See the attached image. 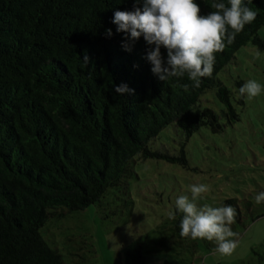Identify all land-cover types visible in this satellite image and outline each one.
<instances>
[{
    "label": "trees",
    "instance_id": "obj_1",
    "mask_svg": "<svg viewBox=\"0 0 264 264\" xmlns=\"http://www.w3.org/2000/svg\"><path fill=\"white\" fill-rule=\"evenodd\" d=\"M194 2L201 16L215 11L214 2L230 6L228 0ZM134 5L142 8L143 0H0V264H67L40 233L51 217L93 204L106 210L105 217L119 215L125 222L137 160L186 165L183 144L177 154L149 147L163 128L177 126L185 140L202 126L221 129L218 114L200 102L206 89H214L227 122L238 119L217 73L247 42L264 51L257 34L264 0L248 5L256 19L216 53L212 77L201 78L199 88L187 76L160 81L146 59L154 45L143 35L130 52L122 48L125 33L111 21L115 11L131 12ZM161 54L166 59L163 46ZM122 83L133 93L118 96L114 87ZM234 83L238 90L244 85L241 79ZM227 205L237 212L235 232L245 225L242 211L235 198L215 207ZM176 217L155 225L153 251L164 255L161 264H189L198 250L216 248L215 241L182 238V214ZM130 263L144 264L139 249Z\"/></svg>",
    "mask_w": 264,
    "mask_h": 264
},
{
    "label": "rangeland",
    "instance_id": "obj_2",
    "mask_svg": "<svg viewBox=\"0 0 264 264\" xmlns=\"http://www.w3.org/2000/svg\"><path fill=\"white\" fill-rule=\"evenodd\" d=\"M257 34L264 39V26ZM217 78L229 89L238 119L226 121L221 113L224 105L209 88L200 102L218 114L220 130L202 126L185 140L177 126L163 128L149 147L177 154L183 144L186 165L161 158L137 160V177L128 180L133 208L124 215L125 222L119 215L105 217L104 208L90 204L44 223L41 235L67 264H131L136 249L144 264H161L164 255L153 251L159 237L155 225L167 219L179 196L191 198V185L201 183L210 185V191L196 201L198 207H215L225 198H235L245 225L234 229L239 234L234 238L238 246L231 255H221L216 248L198 250L189 264H264V202H255V196L264 192V90L252 99L245 94L240 102L234 83L256 80L264 89V51L247 42L218 71Z\"/></svg>",
    "mask_w": 264,
    "mask_h": 264
},
{
    "label": "clouds",
    "instance_id": "obj_3",
    "mask_svg": "<svg viewBox=\"0 0 264 264\" xmlns=\"http://www.w3.org/2000/svg\"><path fill=\"white\" fill-rule=\"evenodd\" d=\"M139 2V0H137ZM252 0H228L230 6L223 2H214L215 11L206 16L200 15V7L194 0H143V7L129 11H115L112 23L117 33H125L122 48L130 52L132 44L143 35L148 45H154L146 55L151 63V72L160 80H177L187 76L193 88L201 86V78H211L216 63V53L225 50L235 42L245 25L251 24L257 12L248 5ZM111 37V29H106ZM161 46L167 50L166 59L161 54ZM259 57V52L256 58ZM84 67L88 64L85 54ZM181 87L185 92L188 84ZM262 85L256 80H248L239 88L241 96L248 99L257 97L262 92ZM118 96L132 94L133 90L126 84L114 87ZM210 191L208 184L190 186L191 198L181 195L175 201L176 211L168 212V219L175 220L176 213L182 214L180 236L192 240L204 239L215 241L216 251L221 255H231L238 246V233L232 231L231 225L237 216L231 206L212 207L207 204L198 207L196 201L203 199V194ZM255 202H264V192L255 196Z\"/></svg>",
    "mask_w": 264,
    "mask_h": 264
}]
</instances>
